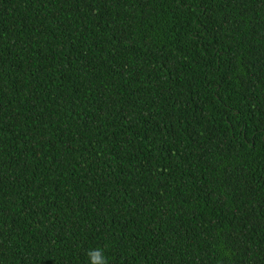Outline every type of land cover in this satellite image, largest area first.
<instances>
[{"label": "trees", "instance_id": "obj_1", "mask_svg": "<svg viewBox=\"0 0 264 264\" xmlns=\"http://www.w3.org/2000/svg\"><path fill=\"white\" fill-rule=\"evenodd\" d=\"M264 264V0H0V264Z\"/></svg>", "mask_w": 264, "mask_h": 264}, {"label": "clouds", "instance_id": "obj_2", "mask_svg": "<svg viewBox=\"0 0 264 264\" xmlns=\"http://www.w3.org/2000/svg\"><path fill=\"white\" fill-rule=\"evenodd\" d=\"M90 264H107L106 257L102 249H93L88 253Z\"/></svg>", "mask_w": 264, "mask_h": 264}]
</instances>
